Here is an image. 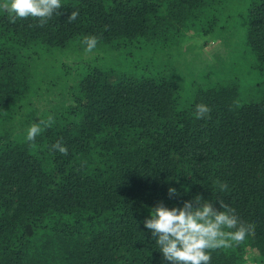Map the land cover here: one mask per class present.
<instances>
[{"label":"trees","instance_id":"obj_1","mask_svg":"<svg viewBox=\"0 0 264 264\" xmlns=\"http://www.w3.org/2000/svg\"><path fill=\"white\" fill-rule=\"evenodd\" d=\"M61 4L44 27L0 11V264H171L143 222L158 202L181 207L197 195L255 225L210 264L264 261V94L241 97L264 85V0ZM234 21L246 25L252 80L181 87L152 68L155 51L196 31L220 38ZM85 36L99 38L106 61L59 60L56 76L39 78L31 54L57 56ZM200 103L210 117H195ZM24 106L32 111L18 121ZM49 115L53 126L28 142ZM57 140L67 156L51 148Z\"/></svg>","mask_w":264,"mask_h":264},{"label":"clouds","instance_id":"obj_2","mask_svg":"<svg viewBox=\"0 0 264 264\" xmlns=\"http://www.w3.org/2000/svg\"><path fill=\"white\" fill-rule=\"evenodd\" d=\"M61 7V0H0V11L7 13L11 23L33 19L37 21V27H44L53 14H59ZM78 16V11H72L68 16L69 22L77 20ZM98 42L97 36H85L81 41L86 54L93 53ZM210 112V107L203 103L195 105L197 119L210 117ZM54 123L52 115L33 123L27 129L26 140L34 142L43 130ZM51 148L61 155H68V149L61 140H57ZM219 187L221 191H226L228 185L223 183ZM168 194L176 196V189L170 187ZM203 201L197 195L192 200L183 201L181 207L168 208L158 202L149 209L150 218L143 223L151 232L164 260L171 264H210L211 252L238 247L255 236V225L241 220L235 209L222 199L218 201L219 210L211 201Z\"/></svg>","mask_w":264,"mask_h":264},{"label":"rangeland","instance_id":"obj_3","mask_svg":"<svg viewBox=\"0 0 264 264\" xmlns=\"http://www.w3.org/2000/svg\"><path fill=\"white\" fill-rule=\"evenodd\" d=\"M215 32L187 33L177 43L170 45L169 49L155 51L150 55L152 68L162 71L181 87H186L191 82L202 83L207 79L225 80L232 76H236L241 83L252 80V78L246 79L254 73L253 58L246 45V25L236 24L234 21L227 26L220 38L215 37ZM98 45L93 53L86 54L84 45L77 42L71 48L57 52V56L40 53L39 58H36L35 54H31V58L34 59L35 68L39 71V78L48 81L57 75L59 60L63 61L62 64L70 65L82 59V61L87 60L91 66L106 61L104 48ZM246 86L242 87L246 88ZM248 91L241 89V97L259 98L264 94V85L251 92ZM41 99L38 100L42 104ZM38 100L33 102L35 106H39ZM37 108L41 110L40 106ZM31 111L30 106H24L15 119L21 121L29 116ZM258 262L264 264L262 259Z\"/></svg>","mask_w":264,"mask_h":264}]
</instances>
